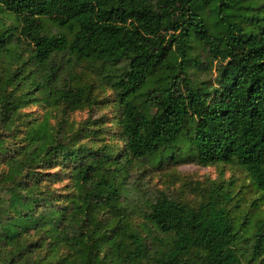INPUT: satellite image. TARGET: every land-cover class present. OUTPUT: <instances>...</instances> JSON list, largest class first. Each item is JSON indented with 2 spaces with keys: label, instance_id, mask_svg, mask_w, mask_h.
<instances>
[{
  "label": "trees",
  "instance_id": "1",
  "mask_svg": "<svg viewBox=\"0 0 264 264\" xmlns=\"http://www.w3.org/2000/svg\"><path fill=\"white\" fill-rule=\"evenodd\" d=\"M204 54L214 86L193 77ZM86 63L113 70L99 87L115 93L119 155L98 121L69 122L100 102L78 73L62 79ZM38 103L61 120L14 151ZM183 156L239 166L264 198V0H0V264H264V217L235 182L131 205L136 163Z\"/></svg>",
  "mask_w": 264,
  "mask_h": 264
},
{
  "label": "rangeland",
  "instance_id": "2",
  "mask_svg": "<svg viewBox=\"0 0 264 264\" xmlns=\"http://www.w3.org/2000/svg\"><path fill=\"white\" fill-rule=\"evenodd\" d=\"M45 28L49 34L58 32L49 21L45 22ZM200 61L202 65L192 69L194 79L214 86L217 76V64H212L206 54L200 58ZM110 68V66H104L100 63L75 65L73 68L65 66L64 69L67 74H64L62 79L73 82V75H69L78 73L82 80L97 85L98 89L95 90V94L100 102L92 109L85 108L76 112H69V122L75 129H78L86 126L89 120L98 121L104 129L96 140L102 142L105 139L110 146L116 149L117 155H119L124 149V143L119 137L120 128L112 126L118 121L115 93L110 85L99 87L103 77L108 72L113 71ZM23 113L25 119L17 126L15 135L8 137L6 142L14 151L28 145L30 143L28 137L31 134L43 135L49 130H54L61 120L60 111L45 103L33 104L25 109ZM87 141L89 140H84V142ZM234 182L236 193H240L244 198V201L240 204L241 209L255 215L257 219L263 218L264 198L252 187L242 168L235 165L203 168L198 166L192 158L186 159V156L178 159L177 163L165 162L161 167L152 164L148 160L136 163L131 173L130 187L133 191L129 202L132 206H135V209H146L145 202L150 203L161 196L167 195L180 202L194 204L200 200V196L205 189L207 190L215 184L226 188ZM58 187H62V185ZM255 209L259 210L254 211ZM253 243L251 241L246 244V248L243 246L246 255L252 254Z\"/></svg>",
  "mask_w": 264,
  "mask_h": 264
}]
</instances>
